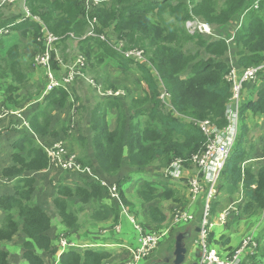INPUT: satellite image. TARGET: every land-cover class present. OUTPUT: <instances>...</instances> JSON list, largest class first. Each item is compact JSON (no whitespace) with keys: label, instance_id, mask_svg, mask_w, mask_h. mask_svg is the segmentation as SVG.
<instances>
[{"label":"trees","instance_id":"1","mask_svg":"<svg viewBox=\"0 0 264 264\" xmlns=\"http://www.w3.org/2000/svg\"><path fill=\"white\" fill-rule=\"evenodd\" d=\"M254 1L190 0L189 6L186 0H102L90 14L97 19L95 31L105 34V30L111 29L122 41V49L142 50L147 63L134 64L98 38H81L87 29L83 0H26L27 10L37 16L50 32L61 37V45L69 39V34H73L79 38L78 48L85 55L87 63L100 65L108 60L126 69L134 64L140 81L145 85L144 93L151 102L149 111L142 106L147 98H135L124 108L117 105L116 124L111 130L105 120L99 119L97 108L94 110L91 117V146L94 159L104 175L116 176L124 160L133 171L144 170L154 162L166 167L172 159L187 158L202 147L205 137L198 121L209 119L220 128L228 124L226 106L231 96V85L226 80L231 69L228 51L232 56V64L239 70L264 63V0L259 1L256 9L252 8ZM152 13L157 15L158 22L148 16ZM192 16L211 25L224 27L225 30L218 32L227 36L210 40L188 33L183 24ZM240 20L241 26L233 32L232 40L226 42L230 36L225 32ZM42 25L23 16L3 18L0 13V30H8V33L0 35V78L9 80L3 92V103L6 105L20 104L11 93L25 88L28 77L23 69L24 55L20 54L19 42L13 41L11 45L3 42L7 37L13 38L11 34L17 32L39 45L37 37ZM188 42L203 48L208 57H201L198 50H182ZM256 79V97L241 103L239 136L221 177V181L228 185L242 184L245 199L242 212L245 214H255L264 209V163L257 166L250 163L241 168L245 160L256 155L253 144H247L251 138L247 134L250 130L245 118L249 113L256 115L264 112V69L258 72ZM158 84L168 93L172 110H163L158 98ZM109 88L116 89L112 85ZM68 94L60 88L50 91L46 100L49 104L56 102L64 106ZM116 98H106V105L114 106ZM144 117L147 124L142 119ZM46 127L47 119L38 121L36 118L35 122L30 121L27 129L44 135ZM57 135L54 132L51 137ZM13 149L11 164L0 170L1 179L14 181L11 193L0 194V210L4 213L0 223V241H10L23 234V257L28 264H44L40 253L52 255L56 251L54 238L49 235L51 219L42 206L32 203L30 199L37 184V179L31 174L47 169L48 157L30 134H25L13 145ZM78 161L88 166L85 161ZM139 173L143 172L133 174L132 178ZM76 177L78 182L73 181L71 184L53 183L51 202L61 224L69 230L76 227L77 216L68 206L69 199H78L82 203L96 200L93 202L91 218L97 222L112 220L117 224L120 206L114 201L113 204L107 203L105 199L109 200V196L106 188L88 175ZM127 179L128 175H124L114 181L124 205L130 204L122 190ZM155 187L159 188L156 181H145L138 187L137 193L145 207L140 217L159 227L166 215L154 202L160 197H173L175 192L167 185L161 186L162 191ZM135 216L140 218L136 213ZM213 234L211 232L209 235L210 241H215ZM165 255L166 252L162 256ZM108 257L107 252L93 247L69 248L60 256V264H103ZM263 257L264 252L255 264H264ZM0 264H9L8 252L2 248Z\"/></svg>","mask_w":264,"mask_h":264},{"label":"built area","instance_id":"2","mask_svg":"<svg viewBox=\"0 0 264 264\" xmlns=\"http://www.w3.org/2000/svg\"><path fill=\"white\" fill-rule=\"evenodd\" d=\"M101 0H85V18L87 20V29L85 34L81 38L94 37L106 42L110 47L119 51L127 59H133L137 62H144V52L140 49H122V41L119 39H112L107 37L104 33H97L95 31L97 25V19L91 16V11L94 7L100 5ZM189 4V0H186ZM26 0H0V6L21 4L24 8L25 15L23 18L40 22V19L32 15L26 8ZM190 6V5H189ZM258 2L254 3V8H257ZM187 31L190 34H198L204 37L223 38L217 34L212 25L203 21L200 18L192 16V18L184 22ZM69 38H74L73 34H69ZM233 34L226 40L231 41ZM61 37L53 34L43 25L37 37V42L40 43V51L34 56L33 64L41 68L44 72L46 85L45 91L50 92L57 88H63L69 91V86L78 78L83 76V69L86 65V59L83 55L79 54L73 58L70 62L64 63L59 56V45ZM55 59L56 63L63 68L61 73H56L52 60ZM261 67H250L243 71H237L233 66L226 75V79L231 83V96L226 106V117L228 124L224 127H218L209 119L198 122V126L205 137V142L202 147L196 152L192 153L187 158H174L170 163L162 170L161 177L167 182L176 185L177 182L184 181V184L188 187L189 203L195 201L197 197H201L202 200V219L197 233V240L199 247V254L197 264H252L249 261V257L254 255L258 244L256 239L252 235L246 236L242 239L240 245L230 252L223 253L218 251L214 246L209 247V235L212 231V225L220 224L224 225L228 222L231 214L236 213L237 209L231 205L224 209L214 222L210 220V200L217 197L218 187L217 183L221 180L222 172L226 165V162L236 144L239 136L240 125V105L242 102L241 90L242 83L248 79H255L257 70ZM89 80V79H88ZM98 93L102 97H117L123 95L121 90L112 89H98ZM159 99L161 103L165 104L167 109H171L169 103V95L161 88ZM229 111L230 115H228ZM6 114L5 110L0 112V117ZM46 155L48 157V167L61 171H70L74 173L85 174L98 181L107 190L109 198L118 202L122 208L121 197L116 184L108 182L105 178L101 177L89 166L82 165L78 159L71 153H69L64 144L61 141L54 143L52 146L44 147ZM192 166L194 168L193 173L186 174V166ZM244 165V163H243ZM191 202V203H190ZM210 203V204H209ZM189 207V206H188ZM122 211L127 212L126 209ZM194 219V212L188 208L174 209L171 225L175 226L179 223H191ZM131 223L134 225L138 232V239L136 247H127L130 252V257L124 260L121 264H138L141 260L148 257L158 246L160 240L166 237L169 233V228L162 231L145 230L141 225L135 223L130 218ZM117 233L119 226L115 225L112 228ZM106 229L102 230L105 232ZM62 236L57 237V246L59 252H64L69 248L78 247H93L90 245H79L75 241L66 237L61 239ZM59 242V244H58ZM61 256V255H60ZM51 264H60L59 254L53 260Z\"/></svg>","mask_w":264,"mask_h":264},{"label":"rangeland","instance_id":"3","mask_svg":"<svg viewBox=\"0 0 264 264\" xmlns=\"http://www.w3.org/2000/svg\"><path fill=\"white\" fill-rule=\"evenodd\" d=\"M132 1H135V0H132ZM0 13L1 14L10 13L8 16L14 15V17H17V18H21L22 16L25 15V11L23 10V6L21 4H16L14 7H13V5H10V6L2 5V6H0ZM148 16L155 22L159 21L157 15H155L154 13L148 14ZM163 17L167 18L166 16H163ZM183 25L185 27V24H183ZM213 26H215V25H213ZM2 31L3 30H0V35H3ZM7 31L8 30H6V32ZM215 32L220 35V33H218L217 31H215ZM11 37H13V38L7 37L6 40L3 42V44L11 45V42L18 41L19 42V48L21 50L20 54L24 55L23 68L26 69V67L28 66L29 63L31 65H33V58L40 51L41 45L40 46L37 45L33 40H31L30 37L22 36V35L18 34L17 32H14L13 34H11ZM112 39H118V37H116V35H115V38H112ZM68 40H71V43H73L75 45L78 42V41H74L75 40L74 38H71V39L69 38ZM62 46L63 45L60 44V47L58 48V50ZM182 50H184L186 52H194V51L198 50L201 57H204V58L208 57V55L204 52L203 48L196 46L193 43H189V42L186 43L183 46ZM76 53H78V52L76 51L75 54ZM229 53H230V50L228 51V54H227L228 60H232V56L230 57ZM59 56L61 57V59L65 63H68L71 60L70 58L64 57V55L60 54V52H59ZM52 65H53V68L56 72L60 71V68H57L58 64L56 63L55 59L52 60ZM130 66L131 67H130V69H127L128 70L127 72H121V74L118 76V78H120L118 80V84L114 85L117 88L116 90H121L123 92V95L116 98V104L114 106L103 105V108L101 105L97 108V112L104 114V117H105V120H106V123H107L109 130L113 129L115 127V124H116L115 116H116V112L118 110L117 105H119L121 108L122 107L124 108L127 103H130L131 100L135 99L132 97V92H131L130 88L131 89L137 88V81H139L140 76H139V73L134 69L135 65L132 64ZM137 77H138V79H137ZM154 77L158 81V79L155 75H154ZM8 81L9 80L6 79L5 77L0 78V99H1V101H3V96H4L3 92L6 88V85L8 84ZM251 82H254L252 78L247 80V83H250V84H248V86L246 87V89L244 88V90L242 87L241 95H242V92L244 91L243 94L247 93L251 97H256L255 92L257 90V86L254 87V84ZM110 86L111 85H107L106 87H110ZM72 87H74V85L71 86V89H72ZM158 87H159L158 93H160L161 88H162L161 84H158ZM24 90H20L19 92H17V91L12 92L11 95L15 98L19 93L24 94V92H23ZM84 91L89 92V94H88L89 100H92L95 95L98 97V99L101 100L102 96L100 97L98 92L94 91L91 87H89V91L87 89H84L83 92ZM142 92H143L141 94L142 96L138 97V99L144 100L147 98V100L142 104V106L146 107L147 110L149 111V108L151 107V102L148 99V95H146L144 93V86H143ZM74 95L75 94H73L71 91L70 97L68 98V102H70L71 104L74 103ZM70 99H73V102H71ZM98 99H95V102ZM106 100L107 99H105V101ZM1 101H0V105L2 103ZM101 101H103V100H101ZM88 104H89V107L92 106V103H88ZM2 105H6V104L2 103ZM87 108L88 107H85L84 104H81L80 110H78L77 113L82 112L84 110H87ZM162 108L165 112L168 111L167 108L165 107V104H163ZM71 112H72V109H69V113H71ZM88 112L89 111H87V113ZM75 113H76V111L74 110L72 114H75ZM227 113H228V115H230L229 111H227ZM248 115L249 114H247V116ZM250 116L252 117V119L257 120V121H254L253 122L254 125L249 127V129L252 128V131H249V133H247V134L253 136V141L257 142V144L260 145L259 148L261 151V146H262V143L264 141V112L256 114V115L251 114ZM142 119L147 124L146 118L144 117ZM182 119H186V117L185 118L182 117ZM59 121H62V120H59ZM257 123H259V124H257ZM71 124L72 123L69 122L67 125H65L62 128L61 133L59 132L58 135L54 138L55 140L48 142L46 144L47 145H53L54 143L58 142L56 140L61 138L62 134H64L66 136V141L64 142L62 140L61 142L64 144V147H65V145H66V147L71 146L70 150L74 153L69 152L66 149V147H65V149L69 153L73 154L77 159H78V157L84 158L83 156L88 154V150H89L86 143L80 139V135L85 134L84 128L83 127L79 128L76 125V123H74L73 126H71ZM73 127H75L77 129V132H78V137L75 141H71L70 132L73 129ZM258 127L261 130L256 129ZM64 129H67V131L63 132ZM0 136H1V134H0ZM247 141H248L247 144L251 145L250 139H248ZM254 145H255V143H254ZM5 153L6 152L0 153V161L4 160V154ZM90 158L93 159V154L90 155ZM88 162H89L88 166L91 170H95L100 175H103L104 177H106L107 181L110 183H113L115 181V179H117V178H121L124 175H128V179L125 182V184L123 185L122 190H123L125 199L130 204L124 205L122 203V205L124 207V208H122V206L117 202L118 205L120 206V210L118 209L120 212H122V209H126V211L129 214H131V216L134 218L135 223L138 225H141L145 230L162 231L166 228H169L168 235L160 240L159 246L148 257L141 260L138 264H173V258H174L173 257V250H174V245H175V237L178 235H184V234L187 237H186V239H184V241L182 243H183L184 247L187 249V252L184 255V261L181 264H191V263H194L198 260L197 255L199 254V247H198V243L196 242L197 233H198V232H196V227L198 228L199 223H200V218L202 216L201 213H202L203 204H202L201 197L200 196L197 197V199L191 203L192 208L190 210L192 212H194V214H195V217L191 223H179L175 226L171 225V218H172L174 209L188 208V203H189L188 187L186 184H184V181L177 182L176 185L179 184L178 187L172 186L173 183L167 182L166 180H164L161 177L160 171H162L165 166H162V165L158 164L157 162H154L150 167H148L144 170L133 171L132 169L127 167L126 160H124L122 162L121 168L119 169L117 175L114 177L104 175V173L99 169L97 163H95V162L92 163L90 161H88ZM0 168H1V163H0ZM185 168L187 171L186 174H191L194 171V168L192 166L187 165ZM137 172H143V173H139V174L133 176V178H132V175L137 173ZM66 174L67 173L56 170L54 168L47 169L41 173L40 172L34 173L33 175L37 179V184L35 186V191L32 194L30 201L32 203H36V204L42 206L46 210V212H48V215L50 216V219H51V223H53V230H55V231L50 230L49 235H50V237L54 238L56 246H57V239H58L57 237L62 236L61 239H64L63 237H66L69 239V237H70L71 240L75 241V243H77L79 245H90V246H93V248L97 249V248H99L97 245L100 244L101 242L107 241V240H112L110 236H105L104 240L98 239V238L102 237V235H100V237L98 235L102 229H110L113 225L112 224L113 221L112 220L110 222L108 221L109 224L105 228L102 227L101 225L98 227H96V225H94V227H91V224L97 223V221H95L94 219L91 218L92 210H94L93 209L94 208L93 202H96V200H92L93 202H89V203H82L78 199H69L68 200L69 208L71 210H73L77 216L76 227L73 230H69L61 224V220H58L59 216H58L55 208L50 203L51 198H49V197L53 192V186H54L53 183L57 184L58 182H60V183L66 182L67 184H69V181H70V183L73 181L78 182L76 175L70 174L68 177ZM78 177L80 178V176H78ZM151 180L156 181L158 183L159 188L155 187L157 190L162 191L161 186L167 185L168 187L173 189L175 192V195L173 197H160V198L156 199L154 202L157 206H159L162 209V211L166 215L165 221L159 227H157L155 224L148 223L146 220L142 219L141 217L138 219L135 216V212L133 211V209H137L138 213H140V216L142 215V212L145 209V207H143V204L141 203L142 200L137 193V189L145 181H151ZM1 181L4 182L3 179L0 178V187L4 186V188H3V190H0V193H2L4 191L6 192L7 189H8V193H11V192H9V191H11V189H9V188H11L12 183L10 184V182H6V183L4 182L5 183L4 184ZM220 184H221V180L218 181L217 187H220ZM222 194H224L225 197L222 196L221 199H218V197H217V199L213 198L210 200V203L213 201L210 209L216 208V204L213 205L214 202L216 203V201H219L218 204H221V206L225 207L224 209L231 206L230 203L229 204L226 203L227 199H224L227 197V194L226 193H222ZM231 195H232L231 198L237 199V196H235L233 194H231ZM105 200L107 201V203H111V204H113V201H114L110 198H109V200L107 198ZM114 202H116V201H114ZM218 210H220V209H217V211ZM146 215H147V213L145 211L144 216H146ZM256 216H257V214L252 216V217H256ZM232 218L233 219L235 218L233 213L231 214V216L229 217L228 220H231ZM257 218L260 220V222L253 220V221H255L256 225H252L253 223L250 221L251 218L249 216H248V218H246L247 220L244 219L240 223L236 222V227H235V230L233 231V232H235V231L237 232L235 234H232L231 232H229L228 229H227V231L224 229H219L218 231H222L221 233L226 234L227 236H230V242H229L230 247H235V246L238 247L240 245L242 239L246 236L252 235L254 237V239H256V240L260 239L259 238L260 237L259 236L260 230H262L264 228V221H261L263 218V212H261ZM92 221H94L96 223H92ZM233 223L234 222H231L230 225H234ZM256 226L258 227L259 230L257 229ZM90 228H92V229H90ZM121 228L122 229L118 234L119 238L125 239L128 242H130L133 246H136L137 239H138V232L135 229L134 225L131 222H127L126 226L123 227V224H122ZM212 237H213V235H212ZM126 238H128V239H126ZM20 239H25V236L23 234H20ZM219 239H220L219 235L215 236V241L209 242L208 246L209 247L214 246L215 248H217L218 251L222 252L223 250H225L226 245L219 244L218 242H216ZM261 239L264 240L263 238H261ZM209 241H210V238H209ZM58 244H59V242H58ZM168 245H169V249H168ZM2 248L5 250L4 247H2ZM82 249H84V247ZM166 249H168V250L166 251ZM232 249L233 248H228L227 251L230 252ZM260 249H264V243H262V248L260 246ZM259 251H261V250H259ZM165 252L167 255H165L166 257H163L162 255H164ZM129 257H130V253H129ZM54 259H52L49 262V264H51ZM124 259L125 258H123V253L119 252V253H115L112 260L114 261V264H121L124 261Z\"/></svg>","mask_w":264,"mask_h":264},{"label":"crops","instance_id":"4","mask_svg":"<svg viewBox=\"0 0 264 264\" xmlns=\"http://www.w3.org/2000/svg\"><path fill=\"white\" fill-rule=\"evenodd\" d=\"M84 1L85 0H83V6H84ZM256 1L258 2V5H259L260 0H255L254 3ZM189 5H190V0H189ZM14 6L15 5H13V7ZM252 8H254V4H253ZM257 8H258V6H257ZM254 9H256V8H254ZM23 10H24V8H23ZM84 10H85V6H84ZM9 14L10 13H8V14L3 13V18L7 17ZM39 23L42 25L41 20ZM236 25L241 26V20ZM236 25L234 24L233 25L234 27H230V29L227 30V32H225V33H227L229 36H231L237 28ZM212 27L217 32L221 31L222 29L225 30L224 27H218V26H213V25H212ZM2 32L8 33V31L6 32V29H4ZM105 32H106L105 34L107 37L115 38V34L113 33V31L111 29L105 30ZM220 35H221V37L227 36V35H222V34H220ZM74 41H78V40H74ZM39 46H40V44H39ZM76 51L78 53L75 54ZM59 52H60V54L64 55V57L70 58L71 60L79 54H81L85 57V55L82 54V52L79 50L78 43H76V45H75V44L71 43V40H67L65 42V44L59 49ZM85 59H86V57H85ZM131 61L134 64L137 62L133 59ZM57 68H60V71L58 72V75H59V73H61L63 71V68L60 65H57ZM23 69L26 72L27 77H28V83H27L26 87L21 89V90L25 89L23 91L25 95L22 93H19L14 98L16 101H20V104L18 106H12L10 104H7L4 106V105H2L3 101H1V99H0V101L2 102L0 105V112L2 110L6 111V114L5 115L3 114L0 117V134H1V136H0V153L6 152L4 154V160L0 161L1 168L5 165L11 164V154L14 151L13 145L15 143H17L22 137H24L25 134H30V137L32 139H34L40 146H48L46 143L55 140L54 139L55 137L54 138L51 137L53 135V133L54 132H57V133L60 132L61 133L62 128L65 125H67L69 122L72 123L71 126H73L74 123H76V125L79 128L83 127L84 131H85V134L81 133L82 135H80V139L86 143L89 150H88V154L83 156L84 158L78 157V159L80 161H85V163H89L88 161H90L92 163H94V162L96 163L94 156H93V159L90 158L91 154L94 155L93 150H92V146H91V137H92L91 117L94 114V110L96 108H98L101 105L103 108V105H106L105 99L107 97L103 98L98 93L99 96L101 97V100H103V101L98 99V97L96 95L94 96V98L92 100H89V97H88L89 92H85V91L83 92V90L87 89L89 91V87H91L96 92H98V89L100 87L103 90L104 89H111V88L106 87V86L107 85L114 86L115 84H118V80L120 79V78H118V76L121 74V72H127L128 70L126 68H122V67L118 66L115 62H109L108 60L106 62H101L100 65H90L89 63H87V59H86V65H85V68L83 69V76L78 77L74 81L75 83L74 82L72 83V85H74L75 88L72 87V89H71V87H70V90H69L70 93L72 91V93L75 94L74 95V103L71 104L70 102H68V100L67 101L65 100L64 106L61 107L56 102H54L53 104H49L48 101L46 100V95L49 92L45 91L46 79H45V75H44L43 70L41 68L35 66L34 64L31 65L30 63L28 64L26 69L25 68H23ZM137 79H138V77H137ZM248 84H250V83L246 84V86L244 87L245 89L248 86ZM143 86H144V91H145V85L139 79V81H137V88L136 89H131L129 87L131 92H132L133 98H138V97L142 96L141 94L143 93L142 92ZM244 88H243V90H244ZM112 90H114V89H112ZM243 92H242V100L243 101H246L247 99L254 98V97L249 96L247 93L243 94ZM255 94H256V92H255ZM69 97H70V94H69ZM95 99H98V100L95 102ZM70 100H71V102H73V99H70ZM88 103H92V106L89 107ZM81 104H84V106L88 107V108H87V110H84L82 112L77 113V111L80 110ZM69 109H72L71 113H69ZM74 110L76 111V113L72 114ZM87 111H89V112L87 113ZM97 114H99L98 116H99L100 120H105L104 114H101L100 112H97ZM250 115L251 114L249 113V115L246 116V118H245V122L247 123L248 128L251 127L252 125H254V123H253L254 121H257V120L252 119V117ZM36 118L38 119V121H41L43 119L48 120V127H46V129H45L44 135H39V134H36L35 132H34L35 133L34 134L31 130L29 131L27 129V127L29 128L30 121L35 122ZM59 120H62V121H59ZM28 122H29V124H27ZM257 124H259V123H257ZM256 129L261 130L259 127ZM249 130L252 131V128ZM64 131H67V129H64L63 132ZM70 134H71V141H75L78 137L77 129L75 127H73ZM249 136L251 138L250 142H251V144H253V149H254L256 155L252 156L253 158H248L247 160H245L244 161L245 166L249 165L250 163L253 164L254 166L263 164L264 163V152L262 153V146H261V151H260V148H259L260 145L257 144V142L253 141L252 135H249ZM62 140L64 142L66 141V136L64 134H62V137L56 141H62ZM254 143H255V145H254ZM262 145H263V143H262ZM65 147H66V145H65ZM70 148H71V146L66 147V149L69 152L74 153L70 150ZM245 166H241V168L243 169ZM1 168H0V170H1ZM59 171H61V170H59ZM62 172L67 173L66 175L68 177L70 174L81 175L80 173H74V172H70V171H62ZM31 175H33V174H31ZM3 181L5 183L6 182H10V184L12 183L11 188H9V189H11V191H9V192H12L13 191L12 187H13L14 181H12L11 179L10 180L4 179ZM4 182H2V183H4ZM69 184H71L70 181H69ZM175 187H178V186H175ZM3 188H4V186H1L0 190H3ZM6 192H8V189ZM6 192L4 191L0 194H4ZM222 193L227 194V197L224 198V199H227L226 203H228V204L230 203V205H234L233 207H235L237 209V212L234 213L235 218L228 220V222H226L224 225H220V224L212 225V231L211 232H213L214 233L213 235H215V236L219 235V237H220V239L218 240L219 244L226 245L227 249L228 248L234 249V248H236V246L235 247L229 246L230 236H227L226 234L221 233L222 231H218V230L224 229L227 231V229H228L229 232H231L232 234H235L237 232L236 231L233 232V231L235 230L236 222L240 223L242 220L248 218V216L251 218L250 221L253 223L252 225H256L255 221H253V220H256L259 222H260V220L258 218L254 219V217H252V216L256 215V213L258 211L255 214H245L244 212H242V205H243V202L245 201V199H244L243 188H242L241 183L237 186H232V185H228L225 182L221 181L220 187H218V194H217L218 199H221L222 196L225 197V195ZM231 194L237 196V199L231 198L232 197ZM51 196H52V194L50 195L49 198H51ZM217 197L215 199H217ZM218 202L219 201H216V203L214 202V204H213V205L216 204V208L210 209V220H212L214 222L217 220V216L225 208V207L221 206V204H218ZM50 203L52 205L51 201H50ZM188 206H189L188 209L192 208V205L189 204ZM211 206H212V203H211ZM217 209H220V210L217 211ZM133 211L136 213V215H138L140 217V213H138L137 209H133ZM261 212H262V210L259 211L258 214H260ZM2 217H3V213L0 210V223H1ZM194 217H195V214H194ZM130 218H132L134 220V218L131 216V214H129L128 212L122 211L119 214V221L117 222V224H114L112 222L113 225L110 229H106L105 232H102V230H104V229H102L99 232L98 236L100 237V235H102V237H100L98 239L104 240L105 236H110L112 239V240L103 241L97 245L99 247L97 249L104 250L105 252H107L109 254V257L103 261V264H114V261L112 259L115 255V253H119V252L123 253V258H125L124 260L129 258L130 252L127 249V247H133V245L130 242H128L127 240L119 238L118 234L122 229L121 228L122 224L124 227V226H126L127 222H131ZM201 219H202V216L200 218V223H201ZM58 220H60V218ZM108 221L110 222V220H107L105 222H97V223L92 221V223H96V224H91V227H94V225H96V227L101 225L102 227L105 228L109 224ZM261 221H264V211H263V218ZM231 222H234L233 223L234 225H230ZM200 223H199V226H200ZM51 224L52 225H51L50 230L55 231V230H53V223H51ZM115 225L119 226L118 233L112 229L113 226H115ZM199 226H198V228L196 227V232H198ZM90 229H92V228H90ZM257 229H258V227H257ZM183 236H184V238L182 240L184 241V239H186L187 236L185 234ZM259 236H260L259 238L263 237V239H264V228L262 230H260ZM176 237H175V239H176ZM126 239H128V238H126ZM23 241H24V239H20V236H16L10 241H0V248L4 247L5 250L8 252L9 264H28L27 260L23 257V247H22ZM262 243H264V242H262ZM262 243H261V248H262ZM134 247H136V246H134ZM226 248H225V250L222 251L221 254L228 252ZM168 249H169V245H168ZM168 249H166V251ZM259 250H261V251H259ZM59 251H60L59 247L56 246V251L52 255L48 254V253L41 252L40 256L43 259L44 264H49V262L52 259H54L58 254L60 257V255H62L64 253V252L60 253ZM263 252H264V249H260V247H259L256 250L255 254L249 257V261L252 264L257 263V261L262 257ZM197 259H198V257H197ZM196 262H194V263H196ZM263 262H264V257H263ZM194 263H191V264H194Z\"/></svg>","mask_w":264,"mask_h":264},{"label":"clouds","instance_id":"5","mask_svg":"<svg viewBox=\"0 0 264 264\" xmlns=\"http://www.w3.org/2000/svg\"><path fill=\"white\" fill-rule=\"evenodd\" d=\"M253 4H254V2H253ZM253 6V5H252ZM204 21V20H203ZM211 25V24H210ZM237 26V28H236V30L240 27V26H238V25H236ZM204 37V36H203ZM206 38H209L210 40H217L218 38H213V37H206ZM133 49H135V48H133ZM229 56L231 57V54L229 53ZM136 63H147V61H146V59H145V61L144 62H136ZM229 63H230V66L232 67H234V68H236L232 63H233V60H229ZM258 67H261L259 70H257V73H256V76L258 77V72H260V71H262L263 69H264V63L262 64V65H260V66H258ZM250 68V67H249ZM237 69V68H236ZM237 71H243V70H239V69H237ZM256 76H255V79H253V81L254 82H251V83H255L256 81H257V79H256ZM227 80V79H226ZM228 81V80H227ZM228 83H230L229 81H228ZM244 83H247V81L246 82H244ZM244 83H242V87L244 88ZM72 85V84H71ZM71 85L69 86V90H70V87H71ZM230 85H231V83H230ZM162 86V85H161ZM162 88L164 89V87L162 86ZM57 89H60V88H57ZM57 89H55V90H57ZM63 89V88H62ZM64 90V89H63ZM165 90V89H164ZM52 91H54V90H52ZM66 91V90H65ZM166 91V90H165ZM66 92H68L69 94H70V92L69 91H66ZM230 92H231V87H230ZM68 94V95H69ZM160 94V93H159ZM168 94V93H167ZM117 97H119V96H117ZM241 97H242V95H241ZM108 98V97H107ZM159 98V97H158ZM230 98V97H229ZM160 100V99H159ZM160 102H161V100H160ZM242 102H243V100H242ZM241 102V103H242ZM170 103V102H169ZM162 104V103H161ZM171 106V105H170ZM241 106V105H240ZM162 107H163V104H162ZM167 110H172V108L171 109H167ZM184 117V116H183ZM187 119V118H186ZM239 119H240V117H239ZM199 122V121H198ZM197 122V123H198ZM239 131H240V125H239ZM48 146H52V145H48ZM42 148H43V150H44V147H47V146H41ZM45 151V150H44ZM46 153V152H45ZM244 163V162H243ZM243 163L241 164V166H245V163H244V165H243ZM47 169H49V167L47 168ZM47 169H45V170H47ZM44 170V171H45ZM104 178V177H103ZM106 180H107V178H105ZM115 183V182H114ZM55 184V183H54ZM116 184V183H115ZM117 186V185H116ZM118 188V187H117ZM119 191V190H118ZM264 211V209L262 210V212ZM238 214V213H237ZM263 238V237H262ZM256 242H257V244H258V248L261 246V243L262 242H264V240H262L261 238L260 239H257L256 240ZM257 248V249H258Z\"/></svg>","mask_w":264,"mask_h":264},{"label":"water","instance_id":"6","mask_svg":"<svg viewBox=\"0 0 264 264\" xmlns=\"http://www.w3.org/2000/svg\"><path fill=\"white\" fill-rule=\"evenodd\" d=\"M183 235H178L175 239V245L173 250V264H181L184 261V255L187 252V249L183 245ZM197 264V263H194Z\"/></svg>","mask_w":264,"mask_h":264}]
</instances>
